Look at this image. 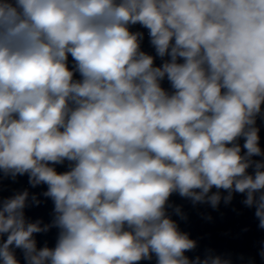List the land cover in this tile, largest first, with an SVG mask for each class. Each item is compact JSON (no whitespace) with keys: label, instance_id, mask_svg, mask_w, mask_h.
Masks as SVG:
<instances>
[{"label":"clouds","instance_id":"clouds-1","mask_svg":"<svg viewBox=\"0 0 264 264\" xmlns=\"http://www.w3.org/2000/svg\"><path fill=\"white\" fill-rule=\"evenodd\" d=\"M258 119L264 0H0V184L46 186L0 195V264H256L187 255L171 197L217 211L241 194L264 230ZM40 196L48 223L26 215Z\"/></svg>","mask_w":264,"mask_h":264}]
</instances>
